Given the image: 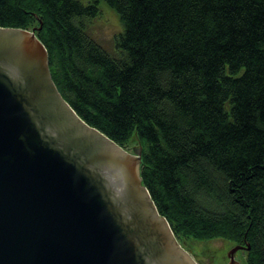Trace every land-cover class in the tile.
I'll return each mask as SVG.
<instances>
[{"label":"trees","instance_id":"1","mask_svg":"<svg viewBox=\"0 0 264 264\" xmlns=\"http://www.w3.org/2000/svg\"><path fill=\"white\" fill-rule=\"evenodd\" d=\"M97 1L0 0V26L36 27L62 97L140 149L178 241L249 244L243 264H264V0H104L117 55L86 30Z\"/></svg>","mask_w":264,"mask_h":264},{"label":"water","instance_id":"2","mask_svg":"<svg viewBox=\"0 0 264 264\" xmlns=\"http://www.w3.org/2000/svg\"><path fill=\"white\" fill-rule=\"evenodd\" d=\"M35 31L0 26V264H198L142 184L140 149L76 113Z\"/></svg>","mask_w":264,"mask_h":264},{"label":"rangeland","instance_id":"3","mask_svg":"<svg viewBox=\"0 0 264 264\" xmlns=\"http://www.w3.org/2000/svg\"><path fill=\"white\" fill-rule=\"evenodd\" d=\"M83 4L88 5L94 0H80ZM98 13L96 16L87 20L86 30L92 38H94L100 46H102L111 55H117L116 38L122 31L117 13L104 0L97 1ZM131 148V147H129ZM180 242V241H179ZM191 256L198 258V264H225L228 261L227 251L231 249L233 244L223 239H213L209 241H192L184 244L180 242ZM211 253V258L205 254ZM236 259L243 263L244 254L242 250L236 253ZM219 262V263H218Z\"/></svg>","mask_w":264,"mask_h":264},{"label":"flooded vegetation","instance_id":"4","mask_svg":"<svg viewBox=\"0 0 264 264\" xmlns=\"http://www.w3.org/2000/svg\"><path fill=\"white\" fill-rule=\"evenodd\" d=\"M127 149V151H130V152H134L135 150H139L138 148H136V147H131V148H126ZM241 250V249H240ZM238 252V251H237ZM237 252H235V258H237L236 257V253ZM227 255H228V252H227ZM198 260V259H197ZM228 260H229V258H228ZM237 260H239V259H237ZM228 262V261H227ZM199 263V262H198ZM226 264V263H225Z\"/></svg>","mask_w":264,"mask_h":264}]
</instances>
